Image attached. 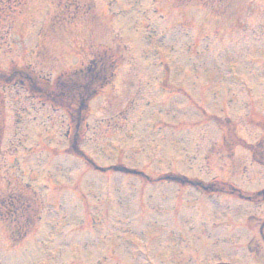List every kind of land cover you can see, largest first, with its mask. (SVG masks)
<instances>
[{
  "label": "rangeland",
  "instance_id": "374dc122",
  "mask_svg": "<svg viewBox=\"0 0 264 264\" xmlns=\"http://www.w3.org/2000/svg\"><path fill=\"white\" fill-rule=\"evenodd\" d=\"M103 53L107 84L82 87L83 163L66 114L1 76L78 90ZM259 143L264 0H0V264H264V202L168 181L252 196Z\"/></svg>",
  "mask_w": 264,
  "mask_h": 264
},
{
  "label": "trees",
  "instance_id": "16d2710c",
  "mask_svg": "<svg viewBox=\"0 0 264 264\" xmlns=\"http://www.w3.org/2000/svg\"><path fill=\"white\" fill-rule=\"evenodd\" d=\"M107 59V61H106ZM109 58H105L104 61L101 62V65L99 66V71L97 69L92 73L91 70H94L95 66L98 64L97 62H94V66H91L89 70L86 72V76L84 77V73L79 74V79L83 78V82L81 86H77L79 89H73V83H70L72 79H67L65 80L64 78L59 79L56 83L57 88H55L54 91H47L49 89L50 84H44L42 87H36L34 80L35 78H32L33 80L30 81L28 78V71L27 70H20L18 68H12L7 76L2 75V79L4 82H13V79L15 78L17 85H25L26 81L28 83L26 84L28 87V90L32 94H43L46 93L45 95L48 96V102L44 103H49L51 106H54L56 109L63 108L64 110L67 111V113L70 116V125L75 127L76 132L80 128V124L82 122V117H83V112L86 110V98L89 97V91L87 90L86 93L87 95H83L84 91L83 88L85 89L90 85L89 83H96L98 84L96 90L102 85L106 83V76L107 73H105L106 69H111L112 64L109 61ZM113 63V62H112ZM113 69V68H112ZM77 76V75H76ZM22 79H19V78ZM90 80V81H89ZM14 83V82H13ZM83 87V88H82ZM48 92V93H47ZM72 119V120H71ZM77 137V133H75V138Z\"/></svg>",
  "mask_w": 264,
  "mask_h": 264
}]
</instances>
